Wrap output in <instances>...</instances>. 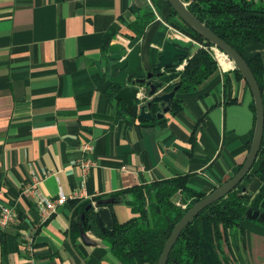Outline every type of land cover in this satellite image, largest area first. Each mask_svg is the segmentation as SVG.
<instances>
[{
  "label": "crops",
  "instance_id": "0c3cea01",
  "mask_svg": "<svg viewBox=\"0 0 264 264\" xmlns=\"http://www.w3.org/2000/svg\"><path fill=\"white\" fill-rule=\"evenodd\" d=\"M147 9L155 19L133 38L130 25ZM173 14L167 0H0V204L17 214L0 231V264H32L24 234L38 218L39 201L61 193L69 201L40 227L34 264H122L86 229L85 215L74 239L71 201L180 174H191L190 187L211 193L243 165L254 128L253 95L233 70L219 68L196 92L176 95L181 112L162 122L123 118L120 104L107 96L113 83L105 36L113 32L112 41L129 50L140 46L150 73L168 37L183 35L166 22ZM250 51L264 59V47ZM84 144L92 151L83 152ZM81 160L93 164L87 173ZM247 191L258 195L264 180L252 177ZM110 211L120 223L136 216L124 204ZM241 227L231 230L230 248L224 247L229 264H264V225L249 220Z\"/></svg>",
  "mask_w": 264,
  "mask_h": 264
},
{
  "label": "trees",
  "instance_id": "16d2710c",
  "mask_svg": "<svg viewBox=\"0 0 264 264\" xmlns=\"http://www.w3.org/2000/svg\"><path fill=\"white\" fill-rule=\"evenodd\" d=\"M183 1L188 4L189 10L200 22L244 57L259 83L264 99V59L261 53L252 54L250 51L253 46L264 47V0ZM154 19L155 13L152 10L143 11L130 25L135 36L133 38H141L148 24ZM166 22L194 40L198 47L186 61L183 70L177 69L179 63L174 69L166 71L159 80L163 82L165 92L179 87L177 96L194 93L220 68L211 50L213 46L191 30L175 11ZM113 36V32L105 36L104 52H108ZM152 73L155 76L159 74L154 69ZM230 73L237 80H244L238 70ZM228 76L229 74L224 76L225 84L228 83ZM118 91L117 86L110 85L107 96L111 102L116 101ZM177 96L171 104L173 115L179 114L183 108V102ZM117 102L120 104L121 117H131L134 121L137 119L136 107L129 109L123 103ZM250 108L254 113V128L251 134L253 139L256 123L254 100ZM151 110L158 113L160 107L154 104ZM252 139L248 143V150ZM242 167L243 165L237 167L235 175ZM190 176L191 174H180L174 178L137 186L106 197L73 200L70 202L73 208L70 233L72 232L74 239L75 232L79 235V225L82 216L85 215L86 229L94 230L104 239L113 255L122 264H158L175 225L197 202L209 194L190 187ZM252 177L264 180V138L251 172L234 191L206 208L183 230L170 253L168 264H229L224 247L230 248L231 230L240 228L243 232L242 223L249 221L248 210L264 212V191L256 196L247 191V183ZM178 195L180 205L173 201ZM115 204L130 207L136 216L120 223L112 214L113 228L102 232L98 227L96 212L101 208L111 209Z\"/></svg>",
  "mask_w": 264,
  "mask_h": 264
},
{
  "label": "water",
  "instance_id": "95a60500",
  "mask_svg": "<svg viewBox=\"0 0 264 264\" xmlns=\"http://www.w3.org/2000/svg\"><path fill=\"white\" fill-rule=\"evenodd\" d=\"M178 17L195 33L203 37L212 46L227 56L234 70H238L248 84L253 95L256 109V123L254 135L248 155L241 170L231 179L217 187L204 199L197 202L175 225L168 237L163 253L158 264H168L170 253L176 245L183 230L199 216L206 208L225 198L234 191L245 177L251 172L256 163L264 138V99L259 83L247 61L232 46L212 32L205 24L200 22L189 10L188 4L183 0H167ZM193 40H186L179 36L171 35L163 45L158 63L154 70L159 74L145 73L140 57V46L129 50V44L121 43L116 38L109 45L108 55L110 65V81L119 88L116 100L123 102L129 109L137 108V119L152 122L161 121L165 115L172 112L171 104L175 99L179 87L170 92H165L163 82L159 80L162 75L176 67L185 64L190 59L191 52L197 49ZM158 104L160 111L152 112V105ZM180 196L173 198L179 204ZM180 205V204H179ZM98 227L102 232L111 230L114 226L109 208H101L96 212ZM247 218L264 223V212L248 210ZM84 220V216H83Z\"/></svg>",
  "mask_w": 264,
  "mask_h": 264
},
{
  "label": "built area",
  "instance_id": "2783aa9c",
  "mask_svg": "<svg viewBox=\"0 0 264 264\" xmlns=\"http://www.w3.org/2000/svg\"><path fill=\"white\" fill-rule=\"evenodd\" d=\"M179 36L186 40H192L191 38L183 36L181 34H179ZM211 50L214 53L219 63V67L222 69V71L227 72L228 69L234 70L232 63L228 67L224 65V61L230 62V60L227 58L226 55L221 53L214 46L211 47ZM184 65L185 64H181L180 66H178L177 69L179 71L183 70ZM81 149L83 152L92 151V145L84 144L82 145ZM79 162H80V166L82 167L85 173H87L89 169L91 168V166L93 165L91 162L87 160H81ZM74 164L76 163L74 162ZM68 201H69V198L63 193H61L56 200L42 199V201H39L38 218L35 221L34 225L25 232L24 237H23V242H22L24 252L26 256H28V258L31 260L32 264H34L35 262V254H34L35 244H36V237H37L40 227L46 224L56 214L59 206L66 204ZM16 220H17V214H16L15 209L11 206L0 204V231H3L7 229L8 227H10L11 225H13L16 222Z\"/></svg>",
  "mask_w": 264,
  "mask_h": 264
},
{
  "label": "bare ground",
  "instance_id": "6f19581e",
  "mask_svg": "<svg viewBox=\"0 0 264 264\" xmlns=\"http://www.w3.org/2000/svg\"><path fill=\"white\" fill-rule=\"evenodd\" d=\"M224 65H225V66H230V65H231V62H229V61H224Z\"/></svg>",
  "mask_w": 264,
  "mask_h": 264
},
{
  "label": "rangeland",
  "instance_id": "374dc122",
  "mask_svg": "<svg viewBox=\"0 0 264 264\" xmlns=\"http://www.w3.org/2000/svg\"><path fill=\"white\" fill-rule=\"evenodd\" d=\"M183 36H185V35L183 34Z\"/></svg>",
  "mask_w": 264,
  "mask_h": 264
}]
</instances>
